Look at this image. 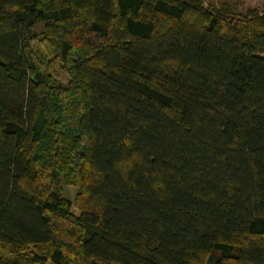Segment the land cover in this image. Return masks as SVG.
<instances>
[{
  "label": "trees",
  "instance_id": "16d2710c",
  "mask_svg": "<svg viewBox=\"0 0 264 264\" xmlns=\"http://www.w3.org/2000/svg\"><path fill=\"white\" fill-rule=\"evenodd\" d=\"M0 264H264V1L0 0Z\"/></svg>",
  "mask_w": 264,
  "mask_h": 264
},
{
  "label": "rangeland",
  "instance_id": "374dc122",
  "mask_svg": "<svg viewBox=\"0 0 264 264\" xmlns=\"http://www.w3.org/2000/svg\"><path fill=\"white\" fill-rule=\"evenodd\" d=\"M211 1H220V0H211ZM231 1H233L239 8H243L246 6L260 5L263 3L264 0H231ZM77 188L78 187L76 185L62 183L63 194L66 197L70 198L71 200L74 199ZM71 209L74 212H78L77 208L74 206H72Z\"/></svg>",
  "mask_w": 264,
  "mask_h": 264
}]
</instances>
